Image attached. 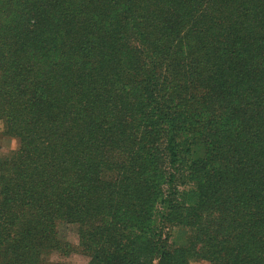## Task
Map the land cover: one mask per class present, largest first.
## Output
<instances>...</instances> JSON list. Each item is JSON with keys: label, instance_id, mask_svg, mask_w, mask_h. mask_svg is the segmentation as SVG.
<instances>
[{"label": "trees", "instance_id": "1", "mask_svg": "<svg viewBox=\"0 0 264 264\" xmlns=\"http://www.w3.org/2000/svg\"><path fill=\"white\" fill-rule=\"evenodd\" d=\"M16 1L26 0L1 3ZM76 2L49 6L72 26ZM44 7L30 11L38 29ZM113 12L104 14L112 25L143 14L139 25L150 24L154 41L116 46L123 26L113 27L110 60L96 69L86 68L92 48L85 34L0 43V117L18 141L0 164V259L4 250L7 264H38L34 255L46 242L59 251L45 241L49 223L80 221L95 201L92 211L102 214L103 200L114 197L106 192L117 187L107 174L128 160L156 172L152 159L167 130L175 165L195 156L192 164L208 168L180 175L201 180L171 196L173 209L186 205L188 224L205 237L196 252L203 249L212 264H264V0H128ZM62 44L71 54L54 63ZM180 131L199 134L200 144L179 149ZM160 249L158 264H187L182 250Z\"/></svg>", "mask_w": 264, "mask_h": 264}, {"label": "rangeland", "instance_id": "2", "mask_svg": "<svg viewBox=\"0 0 264 264\" xmlns=\"http://www.w3.org/2000/svg\"><path fill=\"white\" fill-rule=\"evenodd\" d=\"M76 1V4L80 5L72 13L76 16L77 22L70 26L63 21L62 11L53 10L54 7L49 6L52 2H62V0H26L22 3L16 1L12 8H6L0 0V43L17 41V37H22L27 41H80L81 35L85 34L92 48L86 68L93 66L96 69L103 61L110 60L112 41H116L115 36L111 35L114 32L113 27L123 26L120 32L122 39L114 43L116 46L125 43L123 41H131V46L135 48L139 46L136 41H154L150 24L148 23V26L144 28L143 24L139 25L145 18L143 14L135 17L128 16L121 25H112L114 17L111 20L107 16L104 17V14L119 9L128 0ZM43 6L45 7L39 10L42 18L41 27L38 29L36 20L30 11ZM28 17L31 20L27 24L23 20ZM23 26L31 29L29 34L19 32ZM42 26L45 30L43 36L39 34ZM140 29L143 30L140 31ZM69 35H72V38H68ZM65 46L62 44V56L55 58L54 63L68 60L71 52L64 49ZM130 56L120 57L119 69L125 70ZM175 108L173 107L174 111ZM166 111L169 112L168 109ZM6 125V121L0 117V164L8 153L18 146L17 139L6 134ZM178 134L176 141L181 143L178 146L181 150H186L189 144L194 148L202 140L199 134L193 132L180 131ZM170 135L172 134L166 130L159 136L157 156L152 159L154 161L152 167H158V169L156 167V172L150 173L146 170L142 160L133 163L128 160L123 170L122 165L126 158L117 159L122 166L121 170L107 174L109 179L116 180L117 187H112L106 192L108 195L113 194L114 197L112 200L110 197L103 200L102 214L92 211L99 208V204L95 201L94 206L90 208L91 213L80 221L72 222L62 218V220L49 223L45 241H55L59 246V251L51 250V252L48 247L49 242H46L44 249L34 255L37 263L158 264L157 251L161 252L160 247L167 245V247L170 246L171 251L182 250L179 253H183L188 261L187 264H212L210 259L201 255L203 249L196 252L204 246L202 241L205 237L196 225L188 224L192 220L191 216L186 215V205L179 204L173 209L171 204L174 189L186 190L194 185L197 186L196 181L201 180L200 177L194 181L191 176L183 178L180 175H191L192 169L205 173L208 168H204L202 162L195 161V164H192L191 160H194L195 156L187 159L183 164L175 165L168 145ZM177 143L175 142V145ZM186 155L191 154L186 152ZM199 155H203L202 152H199L196 157ZM137 170L139 173H136ZM159 170L165 174L158 179L151 177L153 173L161 174ZM123 175H127L128 178L120 183ZM169 215L174 221H170ZM205 217L202 222H206ZM176 218L178 220H175ZM1 254L3 257L0 259V264H7L4 259L6 258L5 251L2 250Z\"/></svg>", "mask_w": 264, "mask_h": 264}]
</instances>
